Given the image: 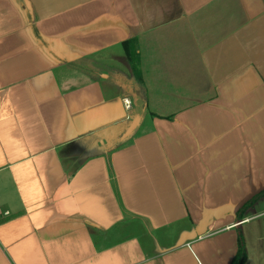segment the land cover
Listing matches in <instances>:
<instances>
[{
  "label": "crops",
  "instance_id": "0c3cea01",
  "mask_svg": "<svg viewBox=\"0 0 264 264\" xmlns=\"http://www.w3.org/2000/svg\"><path fill=\"white\" fill-rule=\"evenodd\" d=\"M263 191L264 0H0V264H250Z\"/></svg>",
  "mask_w": 264,
  "mask_h": 264
},
{
  "label": "trees",
  "instance_id": "16d2710c",
  "mask_svg": "<svg viewBox=\"0 0 264 264\" xmlns=\"http://www.w3.org/2000/svg\"><path fill=\"white\" fill-rule=\"evenodd\" d=\"M134 44H136L134 47L131 46L130 48L128 45H125L126 52L128 54L129 60L131 61V65L135 74V77L137 81L139 82L140 85L144 86L143 79H142V70L140 66V61H139V53H138V45L134 41ZM264 196V191L260 193L258 196L253 198L250 202H248L239 212V217L240 219L243 217L244 212L259 198ZM247 255L245 251V246L243 243L242 238H240V248L237 256L233 260L232 264H244L246 261Z\"/></svg>",
  "mask_w": 264,
  "mask_h": 264
},
{
  "label": "rangeland",
  "instance_id": "374dc122",
  "mask_svg": "<svg viewBox=\"0 0 264 264\" xmlns=\"http://www.w3.org/2000/svg\"><path fill=\"white\" fill-rule=\"evenodd\" d=\"M257 226L258 230V241H254L252 238L249 239V250L252 257V262L250 264H264V207L260 211V215L256 218L250 227ZM253 241L254 249L256 252L251 251L250 242ZM245 244V243H244Z\"/></svg>",
  "mask_w": 264,
  "mask_h": 264
},
{
  "label": "water",
  "instance_id": "95a60500",
  "mask_svg": "<svg viewBox=\"0 0 264 264\" xmlns=\"http://www.w3.org/2000/svg\"><path fill=\"white\" fill-rule=\"evenodd\" d=\"M139 123H140V117L135 118V120L131 123V125L128 127L125 134L123 135L122 141L129 139L136 133L139 127Z\"/></svg>",
  "mask_w": 264,
  "mask_h": 264
},
{
  "label": "built area",
  "instance_id": "2783aa9c",
  "mask_svg": "<svg viewBox=\"0 0 264 264\" xmlns=\"http://www.w3.org/2000/svg\"><path fill=\"white\" fill-rule=\"evenodd\" d=\"M2 212H3V211H2V208H1V205H0V214H2Z\"/></svg>",
  "mask_w": 264,
  "mask_h": 264
}]
</instances>
